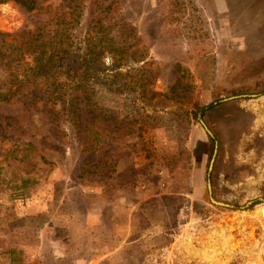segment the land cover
<instances>
[{"label": "rangeland", "instance_id": "obj_1", "mask_svg": "<svg viewBox=\"0 0 264 264\" xmlns=\"http://www.w3.org/2000/svg\"><path fill=\"white\" fill-rule=\"evenodd\" d=\"M79 1L125 45L131 27L144 60L89 80L85 130L2 99L0 58V264L12 247L38 264H264V0ZM47 16L7 0L0 31Z\"/></svg>", "mask_w": 264, "mask_h": 264}, {"label": "trees", "instance_id": "obj_2", "mask_svg": "<svg viewBox=\"0 0 264 264\" xmlns=\"http://www.w3.org/2000/svg\"><path fill=\"white\" fill-rule=\"evenodd\" d=\"M7 0H0L4 3ZM28 10H44L47 19L33 30H22L15 33L0 31V58L8 69L10 81L2 95V99L18 94L27 104H35L42 98V104L48 112L57 114L54 105L58 104L67 115L68 120L76 127L85 126L89 121V114L95 109V103L90 102L88 85L91 78L95 81L100 73L108 70V77L121 74V68L128 63H140L144 56L137 48L139 42L136 33L128 25L123 31L128 36V45L120 41L116 35L110 33L108 21L92 16L87 21L81 19V3L68 0L67 10L61 7L51 10L49 6L37 7L34 0H15ZM12 36L11 40L6 37ZM127 41L124 38L121 39ZM8 52V53H7ZM108 57L106 63L105 57ZM30 58V60L28 59ZM140 67L133 68L138 72ZM178 78L175 85L181 83V68L176 67ZM138 74V73H137ZM78 76V81L75 77ZM109 79V78H107ZM99 84L108 83L100 81ZM109 84H114V81ZM134 85L136 83H133ZM109 86H107V89ZM139 93H145V83L140 85ZM136 92V88L129 87ZM80 93V94H79ZM212 104L199 107L201 112L210 108ZM85 115V118H82ZM8 262L4 264H38L25 260L21 256V249L9 248Z\"/></svg>", "mask_w": 264, "mask_h": 264}, {"label": "water", "instance_id": "obj_3", "mask_svg": "<svg viewBox=\"0 0 264 264\" xmlns=\"http://www.w3.org/2000/svg\"><path fill=\"white\" fill-rule=\"evenodd\" d=\"M206 130H207V132L212 136V133H211V131L206 127ZM215 152H216V150H215ZM212 161H213V158H212V160H211V163H210V166H209V170L211 169V167H212ZM207 187H208V190H209V192H211V185H210V181H208V183H207ZM211 199L213 200V198L211 197ZM214 202H216V203H218V204H222V205H225V206H232V205H229V204H226V203H223V202H218V201H215V200H213Z\"/></svg>", "mask_w": 264, "mask_h": 264}, {"label": "crops", "instance_id": "obj_4", "mask_svg": "<svg viewBox=\"0 0 264 264\" xmlns=\"http://www.w3.org/2000/svg\"><path fill=\"white\" fill-rule=\"evenodd\" d=\"M239 1H241V2H245L244 0H239Z\"/></svg>", "mask_w": 264, "mask_h": 264}]
</instances>
